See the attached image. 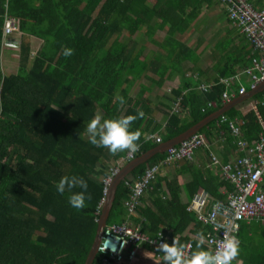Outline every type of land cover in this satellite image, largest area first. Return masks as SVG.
<instances>
[{"label":"trees","instance_id":"16d2710c","mask_svg":"<svg viewBox=\"0 0 264 264\" xmlns=\"http://www.w3.org/2000/svg\"><path fill=\"white\" fill-rule=\"evenodd\" d=\"M213 1L222 2L0 0V264L85 263L97 231L104 178L111 168L120 165L122 158L121 165L127 163L124 157L128 150L112 154L89 142L87 123L99 109L105 118L143 110L145 115L132 122L133 129L142 133L136 157L223 106L221 97L228 87L220 77L230 76L232 65L246 66L257 54L247 45L243 32L240 43L222 40L216 47L222 48V58L216 68L218 76L210 79L215 82L211 90L201 91L200 80L188 79L181 88L172 90L174 98L164 96L179 103L177 110H163L165 123L156 124V105L144 95L145 87L131 95L134 81L148 67L160 66L163 72H158L157 82L161 85L174 68L168 62L193 60L196 48L188 53L190 48L176 35L190 27L205 3ZM251 1L256 7L264 6V0ZM6 14L20 20L22 33L19 66L10 74L1 67ZM227 21L232 23L229 17ZM126 28L130 32L142 31L147 39H152L158 28L165 29L167 34L161 44L167 52L166 61L141 59L143 48H138L134 39H122ZM30 35L44 40L34 55L26 40ZM66 47L73 49L71 56L63 55ZM239 88V83L233 87L237 92ZM262 95L264 91L225 113L229 118L244 119L242 136L249 143L259 138L262 125L255 110L243 114L242 108ZM209 101H216V106L209 107ZM258 111L264 122V103L258 104ZM200 132L210 144L221 135L230 146V155L243 154L227 124L218 127L213 120ZM149 133L161 136L162 141L147 140ZM210 151L203 146L196 150L194 160L176 162L190 174L183 183L179 181L182 170L172 177L158 174L142 193L137 214L129 215L125 202L131 193L130 185L148 165L163 160L166 153H158L137 166L118 185L108 224L132 219L141 221L150 236L164 230L171 236L179 234L182 242L192 234L205 239L211 227L187 210L188 202L200 188L209 192L210 204L226 200L227 192L234 190L233 183L220 174L219 166H213ZM64 175L82 176L87 181L91 199L85 208L77 210L68 203L70 191H79L78 186L66 188L63 194L56 191ZM199 239L194 238L195 245ZM201 247L208 249L204 242ZM101 259L99 252L93 264ZM114 263L117 262L112 260Z\"/></svg>","mask_w":264,"mask_h":264},{"label":"built area","instance_id":"2783aa9c","mask_svg":"<svg viewBox=\"0 0 264 264\" xmlns=\"http://www.w3.org/2000/svg\"><path fill=\"white\" fill-rule=\"evenodd\" d=\"M224 4L228 17L241 32L245 33L253 50L257 53L252 56L251 62L248 63L243 73L249 78L250 88L240 84V88L233 89L236 83H239V74L234 73L224 78L223 83L228 89L223 92L221 100L223 104L232 98L246 94L249 89L255 88L264 80V6L256 7L251 0H221ZM20 30V20L8 14L5 15L3 25L2 53L11 50L12 53L20 50V40H12L11 37ZM209 91V90H206ZM264 103V95L258 99H253L247 106L242 108L245 114L250 110H255L258 114L259 121L262 125L259 138L249 143L243 138L242 125L244 119L235 116L229 118L226 114L220 115L215 121L218 127L227 124L231 133L235 136V143L242 155L233 159L222 161L219 156L212 150L208 138L201 132L195 133L179 144L170 147L165 151L166 156L157 163L150 164L146 167L144 173L139 175L130 185L131 193L125 204L129 215L137 214L136 208L140 203V197L148 184L160 174L163 165L173 164L178 160H194L196 150L200 147L210 148L211 162L218 165L220 174L228 179L234 185V190L227 192L226 200H216L210 204L209 192L200 188L187 204V210L196 216L197 220L204 225H209L211 231L207 234L203 242L208 247L207 250L215 252L220 248L227 238L235 237L238 239V233L242 221L256 220L264 221V122L258 111V104ZM179 108V103L175 104V109ZM209 107L216 106V101H209ZM206 108H203L205 110ZM147 140L161 142V136L149 133L146 135ZM139 150L135 152L128 151L125 160L128 162L133 159ZM122 158L111 173L104 178L105 188L104 196L100 203L102 209L109 185L121 168ZM174 236L164 230L158 231L155 236H150L143 230L141 221L134 222L127 219L120 223L107 224L102 235L98 253L101 252L102 259L98 264H111L112 260L123 262L126 259L133 260L137 255L138 249L146 244L154 250L158 257L163 258L159 251L158 245L161 241L171 243ZM183 245L185 255H190L196 251L194 238L197 234H192L186 242L181 241V236H175ZM200 240V239H199Z\"/></svg>","mask_w":264,"mask_h":264},{"label":"crops","instance_id":"0c3cea01","mask_svg":"<svg viewBox=\"0 0 264 264\" xmlns=\"http://www.w3.org/2000/svg\"><path fill=\"white\" fill-rule=\"evenodd\" d=\"M215 2L216 1H213V4ZM221 4L224 10V14L227 15L228 13L225 9L224 4ZM205 5L210 6L208 3H205L201 9L200 15L197 17V19L195 18L193 20L190 27L185 32L178 33L176 35L179 40L186 43V45L190 48L188 53L191 51V49L196 48V54L193 57V60L185 59L182 61V63L179 61L173 62L171 67L174 68H171L168 71V73L166 74L168 78L161 85L158 84V82H155V80H158L159 78L158 72H163L158 65L149 67L150 70H145L142 73V76L136 79L133 83V89H137L139 87L141 88L142 81L145 78L150 77L156 84L154 88H147L144 86L146 88L145 92L148 96H150L147 92L148 89H150V92L154 91L153 95L150 97L152 98V103L156 105L153 112V117H155L156 124L165 123L163 110H167L170 107L174 108L175 106L173 99L167 100V98L164 96L169 95L170 97L174 98L172 90L181 88V86L185 84L186 80L188 79H191L192 81L200 80L201 82H199L198 84L210 82V79L218 76L216 68L220 64V60L222 58V48L217 50L216 47L222 40L225 43L231 40H235V42L240 43L241 39L244 38V34L241 32V30L229 21L225 22L222 21V19L211 23L208 20L209 15L205 14ZM206 28L208 31H205ZM158 31L161 32L160 29ZM138 32L140 33L141 37V31ZM135 33L136 31H134V34ZM215 36L216 38H214ZM19 37L21 39L22 34ZM30 37H32L31 39H41L34 35H30ZM164 38L158 39L155 35L152 39L145 38L144 43H142L140 39H137L136 36H134L133 39L137 42L136 44L138 48H143V53L141 54L140 58H147L149 61L152 60V58L154 60L164 57L167 58V52L161 44ZM11 39L18 40L17 35H12ZM247 45L251 46L250 43ZM37 51H31L32 55H34ZM10 59V55H7L5 58L8 63L10 62ZM244 68L245 65H232L228 72L230 73V75H232L231 73L233 72L239 74V84L245 85L247 88L248 86H250V83L249 78L243 73ZM243 77H246L245 79L248 83L243 81ZM146 94L144 95L147 97ZM211 148L222 161L224 160V157H228L227 159L230 160L237 156L236 152L234 155L229 154L230 146L224 141L221 135L214 137V140L211 143ZM179 172L180 183H183L190 178V174L188 172L186 173L185 167L182 168V166H180L179 163L177 164L176 162L173 164L163 165L160 170V175L164 177H172ZM183 197L184 199H186L185 195ZM191 236L192 235H190V237ZM238 241L239 254L233 259V264H264V221H242L241 228L238 233ZM114 264H165V262L162 257H158L153 250L148 248L146 244H143L138 249L137 255L133 260H128L127 262H117Z\"/></svg>","mask_w":264,"mask_h":264},{"label":"clouds","instance_id":"9594fccd","mask_svg":"<svg viewBox=\"0 0 264 264\" xmlns=\"http://www.w3.org/2000/svg\"><path fill=\"white\" fill-rule=\"evenodd\" d=\"M73 49L66 47L63 55L71 56ZM205 90H207L205 88ZM121 103L124 98L120 97ZM145 115L142 109H137L136 114L116 115L105 118L102 114H95L87 123L89 142L100 148H106L110 153L116 154L125 150L135 152L142 133L134 130L132 122ZM79 187V191H70L69 205L77 210L86 207L91 199L88 192V183L82 176L64 175L56 184V191L63 194L67 189ZM203 240L196 243L198 250L190 255H185L184 245L174 236L171 243L161 241L158 245L163 254L165 264H232L239 254V241L235 237L224 240L222 246L215 252L202 248Z\"/></svg>","mask_w":264,"mask_h":264},{"label":"water","instance_id":"95a60500","mask_svg":"<svg viewBox=\"0 0 264 264\" xmlns=\"http://www.w3.org/2000/svg\"><path fill=\"white\" fill-rule=\"evenodd\" d=\"M264 91V80L261 81L255 88L249 89L246 94H240L231 100H229L227 103L223 104V106L216 110L215 112H212L211 114L204 117L202 120L197 122L196 124L189 127L187 130L181 132L180 134L172 137L169 140L163 141L162 143L158 144L157 146L139 154L138 156L134 157L127 163H125L121 168L116 172L114 175L108 191L105 196V200L101 209L100 216L98 218V226L96 235L92 244V247L88 253V256L85 260L84 264H93L95 257L98 253L99 244L102 238V235L104 233V229L106 225L108 224V219L110 216V212L113 207V203L116 197V192L118 185L126 179V177L140 164L145 163L152 159L156 154L163 153L170 147H173L183 140L187 139L188 137L192 136L195 133H198L201 131L203 127L208 125L213 120H216L220 115L226 113L228 110H230L232 107L241 104L242 102L253 98L255 95L261 93Z\"/></svg>","mask_w":264,"mask_h":264},{"label":"rangeland","instance_id":"374dc122","mask_svg":"<svg viewBox=\"0 0 264 264\" xmlns=\"http://www.w3.org/2000/svg\"><path fill=\"white\" fill-rule=\"evenodd\" d=\"M216 2L214 4H210V6L205 5V11H206L205 14L209 15V17H208L209 19L208 20L211 23L216 22V21H219V20H222V19H223L222 21L227 22V15L224 14V10H223L222 4H221L222 2H220V3L219 2L216 3ZM199 15H200V13L198 14V16ZM197 17H196V19H197ZM158 30H159V28H158ZM160 30H161V32L160 31H157L156 32V38H158V39L164 38L166 36V34H167L166 31H165V29H160ZM205 31H208L207 28L205 29ZM15 34L17 35L18 40H21L19 36L22 33L19 31V32L15 33ZM134 36H136L137 39H140L141 42L144 43L145 38H142L143 37L142 35L140 37V33L138 32V30L134 34V32H130L126 28L124 30L122 39H124L126 41H129V40H133ZM31 38L32 37L28 36L26 40L30 43L31 51L35 52V51H37L41 47V45L44 42V40L43 39H38V38H36V39L35 38L34 39H31ZM214 38H216V36ZM143 47H145V46H143ZM32 48H33V50H32ZM31 54H32V52H31ZM3 55L4 56H3L2 66L1 67H2V70L4 71V73L5 74H10V73L16 72L17 69H18V66H19V55H20V52L19 51H15L14 53H12L11 50H7L6 52H4ZM7 55H10L11 56V59L9 60L10 61L9 62L10 65H9L8 61L5 60V58H6ZM155 59H156V57H155ZM153 60L154 59L152 58V61ZM162 60L166 61V58L164 57ZM173 62L174 61L171 60L170 62H168V64L172 65ZM146 70H150V68L148 67ZM227 77H229V76L220 77V82L223 83L222 80L224 78H227ZM245 78L246 77H243V81L247 82V80ZM155 82L157 83V80H155ZM214 84H215V82L213 80H211L210 82L199 84L198 85V88L201 91H206L205 88L207 90H211V88L214 86ZM223 84H225V83H223ZM155 85L156 84L153 82L152 78L147 77V78H145L142 81V87L141 88L139 87L137 89H133L132 88L131 89V93L134 95V94L138 93L139 91H141V89H143L144 86L147 87V88H154ZM147 92L149 93L150 96H152L154 91L150 92V89H148ZM145 94H146V92H145ZM147 97L150 98L148 95H147ZM98 113H100V114L103 115V111L101 109L98 110ZM232 264H233V261H232Z\"/></svg>","mask_w":264,"mask_h":264}]
</instances>
